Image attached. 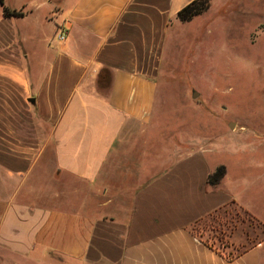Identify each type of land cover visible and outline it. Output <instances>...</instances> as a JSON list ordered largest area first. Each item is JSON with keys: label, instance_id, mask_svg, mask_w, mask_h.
Listing matches in <instances>:
<instances>
[{"label": "crops", "instance_id": "0c3cea01", "mask_svg": "<svg viewBox=\"0 0 264 264\" xmlns=\"http://www.w3.org/2000/svg\"><path fill=\"white\" fill-rule=\"evenodd\" d=\"M192 1L0 3V264H264V241L228 262L190 233L230 204L264 225V189L257 206L240 193L248 175L231 181L200 146L171 164L129 158L131 129L155 127L165 51Z\"/></svg>", "mask_w": 264, "mask_h": 264}, {"label": "rangeland", "instance_id": "374dc122", "mask_svg": "<svg viewBox=\"0 0 264 264\" xmlns=\"http://www.w3.org/2000/svg\"><path fill=\"white\" fill-rule=\"evenodd\" d=\"M182 24L171 31L157 81L155 127L131 129L129 158L152 153L171 164L203 147L230 168L231 181L248 175L240 193L257 206L264 184L255 180L264 164L245 161L264 157V0H214L207 12ZM243 213L230 204L192 230L226 255L235 254L264 235L249 228Z\"/></svg>", "mask_w": 264, "mask_h": 264}, {"label": "trees", "instance_id": "16d2710c", "mask_svg": "<svg viewBox=\"0 0 264 264\" xmlns=\"http://www.w3.org/2000/svg\"><path fill=\"white\" fill-rule=\"evenodd\" d=\"M211 1L212 0H194V1H192L190 4L185 6L181 11H179L177 13L176 19L178 20V22L183 23V24L191 22L194 18L201 16L202 14H204L205 12H207L209 10ZM0 3L2 5L3 0H0ZM2 13H3L4 18H20V17H22V14L20 12L11 11V10H8L6 8L3 9ZM224 176H225V168L223 166H220V167L216 168L214 170V172L208 176L207 184L210 187H216L217 185L220 184V182L222 181ZM220 211H218L214 214H217ZM214 214L209 215L206 218H209V217L211 218V217H213ZM243 214H244L245 218L247 219V224L251 230H253V231L261 230V233L264 234V225L262 223H260L256 218H254L251 214H249L246 211H244ZM198 222H200V221H198ZM245 222L246 221L244 219L241 220V224H245ZM197 223H195V224H197ZM194 225L191 226L190 233L192 234V236L197 237L192 230V227ZM199 239L205 247H207L209 250H211L212 252L217 254L220 258H222L228 262H231L234 259H236L237 257H239L241 254L247 252L248 250L252 249L256 245L263 242L264 241V235H263V237H256V239L252 243H250V245L247 248L243 249L240 252H237V250L234 247L232 248V245H229V244L224 245L223 246L224 248H228V249L232 248L233 251L237 252L235 254L229 253L228 255H226L224 252H222L220 249L216 248L213 244L209 243L208 241H204L201 238H199ZM214 240H216L218 243H221L223 238L214 237Z\"/></svg>", "mask_w": 264, "mask_h": 264}, {"label": "built area", "instance_id": "2783aa9c", "mask_svg": "<svg viewBox=\"0 0 264 264\" xmlns=\"http://www.w3.org/2000/svg\"><path fill=\"white\" fill-rule=\"evenodd\" d=\"M56 39H57L58 41L63 42V41L65 40V34H64V32L61 31V30H59V31L57 32Z\"/></svg>", "mask_w": 264, "mask_h": 264}, {"label": "water", "instance_id": "95a60500", "mask_svg": "<svg viewBox=\"0 0 264 264\" xmlns=\"http://www.w3.org/2000/svg\"><path fill=\"white\" fill-rule=\"evenodd\" d=\"M196 97H197V94L194 93V94H193V99H195Z\"/></svg>", "mask_w": 264, "mask_h": 264}]
</instances>
